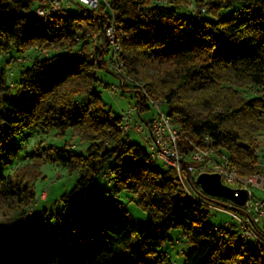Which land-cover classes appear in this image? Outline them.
Here are the masks:
<instances>
[{"label":"trees","instance_id":"trees-1","mask_svg":"<svg viewBox=\"0 0 264 264\" xmlns=\"http://www.w3.org/2000/svg\"><path fill=\"white\" fill-rule=\"evenodd\" d=\"M43 1L0 0V166L20 154L15 137L32 130L70 132L72 139L87 143L85 150H74L72 140L62 146L40 142L30 156L78 173L73 191L84 190L109 170L103 178L114 177L135 192L147 223L138 229L117 201H88L67 209L70 228L53 239L16 235L15 229L26 233L25 225L8 227L0 221V264H172L161 250L172 229H181L195 243L183 264H264V224L257 228L262 242L245 243L226 225H210L211 209L188 194L176 169H162L146 148L131 142L121 128L122 115L104 103L98 71L113 73L105 35L110 9L79 5L82 13L69 10L44 18L25 13ZM109 1L118 23L120 58L128 74L144 83V92L136 95L139 111L148 108L150 99L163 100L167 115L189 140L202 146L210 136L241 174L258 173L264 0H193L194 13L181 10L191 0H169L170 5L168 0ZM235 5L241 8L223 13ZM203 9L212 19L200 23ZM97 33L106 41L91 48L88 36ZM33 46L55 52L21 63L11 85L6 66ZM127 87L122 91H134L136 85ZM187 167L183 162L188 182L207 198ZM36 181L26 168L7 173L0 168V219L27 211L36 200ZM209 199L233 206L227 199ZM135 235L139 242L132 247Z\"/></svg>","mask_w":264,"mask_h":264},{"label":"rangeland","instance_id":"rangeland-1","mask_svg":"<svg viewBox=\"0 0 264 264\" xmlns=\"http://www.w3.org/2000/svg\"><path fill=\"white\" fill-rule=\"evenodd\" d=\"M190 5H186L181 8L182 11L187 13H194L195 6L193 0ZM165 4L170 5L168 0ZM39 5L34 3L32 7L25 13L29 16H37V8ZM241 5H235L233 9L223 10L225 15L232 13L234 9H240ZM73 13H82L84 11L79 5H74L70 8ZM212 19V16L207 12H204L202 16H199L198 21L203 23L206 20ZM42 23H45V19H42ZM90 47L94 48L105 43L106 39L101 34L89 35ZM55 50H41L36 47H28L24 54H16V58L11 62V65L6 66L9 75V83L12 85L18 77V71L21 69V63L30 64L36 57H44L54 53ZM22 57V61L19 59ZM6 58H3L5 60ZM111 63H109L110 66ZM110 69L112 70L111 66ZM113 71V70H112ZM114 73V72H113ZM106 70H99L98 75L103 84L99 87L102 98L105 104L113 110L116 116H121L125 112L133 109L135 120L141 122L145 127L147 123L157 114L158 110L151 102H148L146 108L143 111H139L138 98L136 97L134 88L133 91H122L129 87L123 86L120 90L111 89V85H118L119 78L115 74ZM15 87V85H14ZM246 94L251 95L252 88L247 87ZM165 108V107H164ZM129 139L131 142H135L140 146L150 150V141L146 139L145 135L139 133L136 129H131ZM259 146V159L264 160V132L258 135ZM72 140L73 149L76 151H83L87 147V143L81 144L77 142L76 137H71V133L67 132L65 135H58L56 130H51L48 133H41L38 130H32L25 136L15 137L14 142L21 147L20 154L13 159L10 165H1L3 172H12L17 167H23L28 169L32 176H36L35 182L36 200L27 209L25 213H15L9 217L1 218L0 221L3 225L8 227H17L18 225H25L26 233H18L15 229L14 233L19 236L46 234L49 238L56 237L59 231L67 232L70 228L69 221L67 220L66 210L72 208L79 203L84 202H101V203H113L121 202L122 205L128 210V213L132 221L136 224L138 229L146 227L147 214L137 204L135 192L125 188L122 185H118L114 177L104 179L102 174L99 175L93 182H91L84 190L73 191L76 182L79 178L78 173H70L67 168H64L58 164L51 162H41L34 159L30 154L35 151V146L40 142L45 146H62L66 142ZM262 168V167H261ZM43 175L42 177H40ZM185 183L192 192H196L195 189L189 185L188 181ZM199 190L205 194V197L212 198L199 186ZM200 191V192H201ZM191 192V193H192ZM190 196L191 194L188 193ZM194 194V193H192ZM209 224L213 227H220L226 225V223L235 222L233 216L225 211H219L211 209L209 217ZM171 240L165 242L161 248L172 264H183L185 253L190 251L195 245L193 239L189 235L183 234L181 229H172L170 231ZM139 239L135 235L131 240V246L136 247Z\"/></svg>","mask_w":264,"mask_h":264},{"label":"built area","instance_id":"built-area-1","mask_svg":"<svg viewBox=\"0 0 264 264\" xmlns=\"http://www.w3.org/2000/svg\"><path fill=\"white\" fill-rule=\"evenodd\" d=\"M155 1L162 2V0ZM74 5H82L92 11H100L102 6L110 9L112 19L106 28L105 35L111 50L110 66L119 78V84H112L110 87L113 90H120L123 86L136 85L135 93L137 95L144 92V83L136 82L128 74L127 68L120 58V44L117 38L118 23L109 0H44L37 8V15L44 18L62 14L69 11ZM205 11L206 9L202 10V12ZM149 102L157 108L158 112L147 123V127L135 120L133 109H131L122 115L121 128L123 132L130 135L131 129H136L139 133L144 134L150 141L149 152L153 162L160 165L162 169H176L183 186L191 194V197L203 202L210 209L230 213L235 222L226 223V226L237 234L240 241L244 243L247 241L262 242L257 228L264 224V160L259 159V165L262 168L258 173L250 176L241 174L233 165L228 153L214 146V141L210 136H205L202 146L193 143L167 115L163 100L150 99ZM257 154L259 155L258 152ZM183 162L187 163L188 172L195 180L201 173H218L224 185L233 189L249 190L247 202L238 206L229 200L231 205L237 208L228 207L227 203L203 198L197 192H192L185 183V180H189L182 172ZM108 174L109 170L105 171L103 177H107Z\"/></svg>","mask_w":264,"mask_h":264},{"label":"water","instance_id":"water-1","mask_svg":"<svg viewBox=\"0 0 264 264\" xmlns=\"http://www.w3.org/2000/svg\"><path fill=\"white\" fill-rule=\"evenodd\" d=\"M196 184L209 196L228 199L238 206L244 205L249 198V190L233 189L224 185L218 173H201Z\"/></svg>","mask_w":264,"mask_h":264}]
</instances>
